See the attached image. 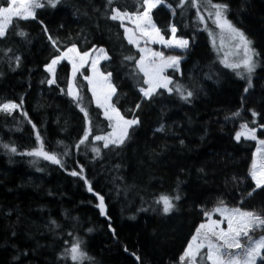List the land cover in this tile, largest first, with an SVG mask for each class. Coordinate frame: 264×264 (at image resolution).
<instances>
[{
  "label": "trees",
  "instance_id": "trees-1",
  "mask_svg": "<svg viewBox=\"0 0 264 264\" xmlns=\"http://www.w3.org/2000/svg\"><path fill=\"white\" fill-rule=\"evenodd\" d=\"M41 2L45 6L35 10L34 19L14 18L0 38V106L18 105L0 111V264H182L204 211L220 201L264 217V188L256 189L249 175L254 142L234 140L242 124L264 126V0H212L228 6L226 18L257 53L256 69L243 77L212 51L207 0H198V7L190 0L183 7L163 0L167 6L153 9V22L165 38L174 25L189 45L162 51L181 57L179 70L166 71L173 90L158 89L151 99L139 91L146 85L135 61L125 60L138 58V51L120 21L109 18L111 7L135 12L140 0H114L111 6L108 0H60L55 8ZM9 3L0 0V6ZM73 44L81 52L105 49L110 59L100 69L112 73V101L126 119H139L120 146L105 148L93 139L110 127L83 70L76 83L92 133L76 147L88 125L66 94L70 66L65 60L55 66L53 84L44 69L59 56L57 48ZM177 85L185 95L192 92L189 100L175 91ZM37 133L61 164L26 154L39 147ZM162 195L180 197L167 214L157 203ZM253 235H264V227ZM77 241L85 255L73 261L70 249Z\"/></svg>",
  "mask_w": 264,
  "mask_h": 264
},
{
  "label": "snow or ice",
  "instance_id": "snow-or-ice-1",
  "mask_svg": "<svg viewBox=\"0 0 264 264\" xmlns=\"http://www.w3.org/2000/svg\"><path fill=\"white\" fill-rule=\"evenodd\" d=\"M59 2L60 0H46V3L53 8ZM113 2L114 0H108L110 6L113 5ZM162 2L163 0H140L139 8L135 12L121 10L119 7H111V14L109 16L113 21H120L128 43L136 46L141 53L138 58L135 56H127L125 60L135 61L139 72L143 74L144 79L142 84L147 85V87L141 86L139 91L146 99H151L158 89L163 88L169 92L173 90L169 88V85L173 83L172 79L165 76L164 71L166 68H174L178 71L181 57L178 55L165 56L163 52L153 51L147 47H140L141 40H144L145 44L149 42L153 44L159 43L165 47H176L180 49H187L189 45L187 39L177 38V28L174 25L170 28L171 37L166 39L165 35L161 33L160 28L153 22L151 13ZM190 2L194 7H198V0H190ZM184 3L185 0H178L177 6L183 7ZM207 3L214 10L209 13V18H213V22L221 30V33L225 34L227 39L234 41V47L237 50L243 49L244 59L242 64L248 73H251L256 67L253 57L257 55L255 50L251 48L252 41L226 18L228 8L226 4L213 3L212 0H207ZM44 6L45 3L41 2V0H10L8 6H0V38L6 36L7 29L12 24L14 18L21 20L34 19L35 10ZM173 14H175V9L173 10ZM198 16L200 22L204 23V16L199 15V12ZM125 21L133 24L134 27L129 28L125 26ZM19 34L21 36L25 35L23 32ZM223 41L224 37L221 39V46H223ZM52 43L56 46L57 42L53 40ZM57 51L60 52V55L53 58L51 63L46 66V71L53 76V79L48 80V83L53 84L56 82L55 66L60 61L67 60L72 66V78L68 82L66 94L80 107V111L84 113L88 125L83 138L76 147L79 148L80 145L85 144L88 141L89 135L92 133L91 118L86 108L81 106L82 97L80 96L79 86L76 83L77 73L84 75L80 70L89 63L91 65L92 75H84V79L89 85V90L96 102V106L103 109V115L109 121V127L112 129L107 135H96L93 139L94 141H104L103 146L105 148H108L109 145L120 146L123 144L129 135V129L137 125L139 119L136 117L126 119L112 101V97L117 93L116 86L111 80L112 73L101 72L98 67L101 60L110 59L105 49L99 48L97 50L94 48L92 51L85 50L81 52L73 44L63 51L57 48ZM92 52H98V54L93 57ZM221 63L225 67L233 69L241 66L240 63H229L227 55H225ZM248 87H251L250 78ZM247 90L246 88L245 91ZM175 91L180 93L181 98L185 101L189 100L192 96V92L190 91L185 95L178 85L175 87ZM17 107L18 105L16 104L5 103L0 106V111H11ZM136 108H139V104L136 105ZM234 115L239 116L240 113L237 112ZM252 115L256 116L257 114L253 112ZM252 123L255 124V120ZM162 130V127L157 129V131ZM256 131V128H250L247 123L242 124L241 131L236 133L235 139L239 141L241 137H244L245 139L257 141L258 147L256 148L255 158L252 161L249 175L255 182V188L260 189L264 188V139H258ZM37 140L40 142L39 147L26 154L42 157L55 164H61V160L55 154L44 150L43 141L39 133H37ZM11 151L16 152V148L12 147ZM92 151L99 155L100 149L93 147ZM82 171L83 169H81ZM71 175H77V172L74 171ZM248 195H252V192H249ZM173 199L179 200L180 197L178 195L175 197L162 195L157 201V203L163 204V212L165 214L174 208ZM100 207L103 212V197H100ZM215 213H218L223 219H212ZM204 215L207 217V222L201 223L196 229L195 234L192 236L191 241L180 258L182 262L187 259L189 264H199L197 257L201 255V250L205 248L207 251L203 254V258L207 262H210V264H257L258 259L264 261V237L253 240L249 234L257 227H264V217L253 211H245L240 208L229 209L224 206L223 201H220L219 205L213 210H205ZM225 221L227 222V228L221 227ZM243 238H247V243H244ZM233 249L241 251L233 252L231 251ZM70 253L73 261L81 259L85 255L80 249L79 241L71 247Z\"/></svg>",
  "mask_w": 264,
  "mask_h": 264
},
{
  "label": "rangeland",
  "instance_id": "rangeland-1",
  "mask_svg": "<svg viewBox=\"0 0 264 264\" xmlns=\"http://www.w3.org/2000/svg\"><path fill=\"white\" fill-rule=\"evenodd\" d=\"M160 5H163V6H167V5H165L164 3H161ZM159 6V5H158ZM209 8H210V6H208ZM211 11H214L213 9H211L210 8V10L209 11H206V13H207V15H209V13L211 12ZM125 23V26H127V27H129V28H132V27H134V25L133 24H131V23H129L128 21H125L124 22ZM204 24V23H203ZM171 28V27H170ZM170 28H169V36L167 37V38H170L171 37V32H170ZM123 31H124V28H123ZM206 31H207V34H208V37H209V40H210V45H211V48H212V51H213V53L216 55V57H217V59L221 62L224 58H225V55H227V59H228V62L229 63H240L241 64V66L239 67V68H235V69H233V68H228V67H225V68H227V69H229V70H231V71H234L237 75L239 74V76H246V74L247 75H249L250 73H248V71H247V69L243 66V64H242V61H243V59H244V52H243V49L241 48L240 50H237L235 47H234V41H232V40H229V39H227V37L225 36V34H223V33H221V30L215 25V23L213 22V18H211L210 19V23H209V26L207 27V29H206ZM210 33H211V35H210ZM124 36H125V32H124ZM222 37H224V41H223V46H221V39H222ZM125 38H126V36H125ZM166 38V39H167ZM178 38V37H177ZM127 40V39H126ZM128 42V41H127ZM215 42V43H214ZM134 46V45H133ZM135 47V49L138 51V49H137V47L136 46H134ZM140 47H147V48H150V49H152L153 51H159V52H162V51H170V50H173V51H183L184 49H180V48H176V47H165L164 45H162V44H159V43H156V44H153V43H147V44H145V42H144V40H141V42H140ZM98 50V49H97ZM138 53H139V56L141 55V53L138 51ZM98 54V52H92V56L94 57V56H96ZM60 55V54H59ZM165 56H168V55H165ZM67 63H68V61L67 60H65ZM103 61H105V60H101L100 61V63H99V65H98V67H99V69H100V64L103 62ZM181 61V60H180ZM253 61L255 62V64H256V67H257V62H256V60L254 59V57H253ZM51 63V61L47 64V65H49ZM69 64V63H68ZM223 64V63H222ZM46 65V66H47ZM224 65V64H223ZM46 66L44 67V69H45V71H46ZM69 66H70V72H69V77H68V82L71 80V78H72V66H71V64H69ZM256 67H255V69H256ZM138 69V68H137ZM254 69V70H255ZM83 70H86L87 71V75H92V72H91V65H90V63L88 64V65H85V67L84 68H82L81 70H80V72L82 73V71ZM139 70V69H138ZM168 70H175L174 68H166L165 69V71H164V75L166 76V71H168ZM253 70V71H254ZM100 71H101V69H100ZM252 71V72H253ZM47 73H48V75H49V80L50 79H52V74L51 73H49L48 71H46ZM102 72V71H101ZM251 72V73H252ZM78 74V73H77ZM84 78V77H83ZM85 80V79H84ZM85 82L87 83V81L85 80ZM87 86H88V89H89V85H88V83H87ZM146 87H147V85H146ZM90 91V90H89ZM90 93H91V91H90ZM91 95H92V93H91ZM142 97H143V95H142ZM92 98H93V96H92ZM93 102H94V104L96 105V102H95V100H94V98H93ZM101 109V108H100ZM101 111H102V113H103V109H101ZM104 116V115H103ZM253 128H256V130L257 131H262L259 135H257V138L258 139H264V127H262V126H255V127H253ZM112 131V129L110 128V130H109V132L108 133H110ZM239 131H241V128L238 130V132ZM257 131H256V134H257ZM108 133H106L105 135H107ZM237 133V132H236ZM236 133H235V135H234V140L235 141H237L236 139H235V136H236ZM102 136H104V135H102ZM240 140H250V139H245L244 137H241V139ZM250 141H253L254 142V150H253V152H252V158H251V162L253 161V159L255 158V153H256V148L258 147V144H257V141L256 140H250ZM103 145H104V141H100ZM255 183V182H254ZM214 208H216V207H214ZM214 208H212L211 210H213ZM210 210V211H211ZM212 219H223L222 217H220L219 216V214L218 213H215V214H213V216H212ZM207 222V217L206 216H204V221H202L201 223H206ZM201 223H199L198 225H197V227H196V229L199 227V225L201 224ZM221 227H224V228H227V222L225 221L222 225H221ZM258 228V227H257ZM196 229L194 230V233H193V235L195 234V232H196ZM256 229V228H255ZM255 231V230H254ZM254 231H251L249 234H250V236L253 238V240H256V239H259L260 237H264V235H253V232ZM192 235V236H193ZM192 236L190 237V239H189V241H188V243H187V245L189 244V242L191 241V238H192ZM243 241H244V243H247V238H243ZM187 245H186V247L184 248V250H183V252H182V255H183V253L185 252V250H186V248H187ZM206 251H207V249L205 248V249H202L201 250V255L200 256H198L197 257V261H199V264H210V262H207L204 258H203V254L204 253H206ZM231 251H233V252H240L241 250H236V249H233V250H231ZM182 264H189V261L187 260V259H185L183 262H182Z\"/></svg>",
  "mask_w": 264,
  "mask_h": 264
}]
</instances>
